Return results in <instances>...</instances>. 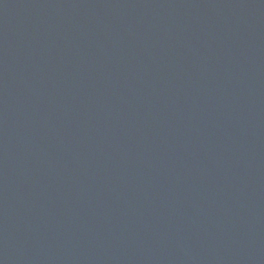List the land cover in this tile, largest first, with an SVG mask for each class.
<instances>
[{
	"label": "water",
	"instance_id": "obj_1",
	"mask_svg": "<svg viewBox=\"0 0 264 264\" xmlns=\"http://www.w3.org/2000/svg\"><path fill=\"white\" fill-rule=\"evenodd\" d=\"M0 264H264V0H0Z\"/></svg>",
	"mask_w": 264,
	"mask_h": 264
}]
</instances>
